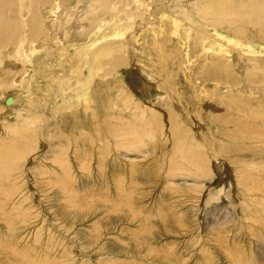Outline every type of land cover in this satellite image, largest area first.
Returning a JSON list of instances; mask_svg holds the SVG:
<instances>
[{"label": "rangeland", "instance_id": "obj_1", "mask_svg": "<svg viewBox=\"0 0 264 264\" xmlns=\"http://www.w3.org/2000/svg\"><path fill=\"white\" fill-rule=\"evenodd\" d=\"M162 3L165 2L157 0L154 4V6L158 5V11L160 12L164 10ZM181 7H183V5ZM177 9L176 3L173 2L170 4L168 12L171 17L180 21L181 18ZM78 10L79 9L74 11L77 17L79 16L76 14ZM151 12L153 13V11ZM76 26L77 23L73 24V28H76ZM185 26L188 27L186 22H182L178 28L184 29L186 28ZM138 28L136 33V46L134 50H130L138 60H143L149 58L148 55H153L152 58L155 57L154 61H156L158 52L154 47V38L152 34L149 33L151 29L149 31H143V28L146 30L151 28V26L144 25ZM163 28L166 32H164L162 42L166 44L168 50L170 48V51L173 52L172 55H175L170 61L171 65L175 67V72L173 77L169 78L174 81L176 80L175 85L180 89L179 92L183 98L180 105L183 110L187 111V116L185 115L184 117L185 126L191 130L188 132L187 136H185V138L189 137V144L186 145H189L191 149H196L193 142L198 141L205 146V148L202 149H204V153L207 152L209 164L211 163L210 168L215 167V153L220 156L223 154L224 156L222 155L221 157L224 159L234 158V163L236 164L232 163V160H227L225 165L220 166H224L225 170L213 171L211 168L213 172L210 170L205 176L197 177L192 174V170L195 171L196 168L191 165L188 166L190 170H180L176 168V160L181 161L182 157L175 153L176 145L173 142V136L169 132V129H167L169 127L167 117H163V135L160 134L155 139L144 138L145 145L142 144L141 147L137 146L138 148L115 147L110 143L111 147H107L108 154L104 158L106 169L102 171L98 170V151L100 147H103L102 143L105 142L103 140L104 126L101 128V123L104 124L103 120L107 113L111 115L114 114L115 116L119 115L116 107L113 109L115 112H112V110H107L105 106H107L109 101H113V104H120V102L116 100V96L119 94L120 89H126L125 84L132 88L135 100H140L142 95L147 97L149 94H142L138 91L141 86L140 75L134 70V66L128 68V70L121 69L117 74L102 75L103 71L98 70L92 74V81L83 82L81 91H78V94L75 95L72 89L60 88L61 86H58L60 83L57 81L63 84V81L59 79L61 76L59 72H62L60 67L63 64V60L62 57H54L53 54L50 53L51 49L48 48L50 46L54 48L55 45L50 44L48 47L44 46L40 49L38 48V50L31 53V57L29 56L28 58L30 63H28V66L27 64L25 65L27 72L22 77H16L17 86L5 88L4 92L5 98L14 97L17 102L14 101V103L9 106L12 112H10L9 121L11 123H17L18 120L25 121L30 119L32 113L33 115L37 114L41 119V124L39 127L38 125L31 124L29 128L32 130H41L43 136L40 137L39 135V144H37V148L31 150V152L26 155V159L25 156L23 157L20 170L16 175L17 184L19 183L21 185L20 189H22L23 194L29 196L30 199L28 200H30V203L34 206L30 213L32 216H30V218L23 217L19 210L13 213H4V208H0V241H2L0 243V247L2 248H0V264H38V259L35 258H39L40 250H46L43 248V243L48 240L49 232L55 233V236L53 235L54 238L56 237V239L62 243L67 253L70 252V256H67V262L59 261L60 264H80L78 261L82 262L83 260L88 261L89 264H101L105 258H108L112 254L118 256L119 259H128V261L135 260L137 264H264V215L262 214L263 206L259 203L264 198V187L261 185V188L257 190H250L248 188L252 183H245L241 178V166L235 159L240 153L232 152L228 155L220 152L219 145L225 144V140H219L221 136L216 127L213 124L211 125L212 122L208 120L210 119L209 114L207 115L198 111L199 107H205L206 101L202 100L205 98L207 100L209 93H211L210 91L213 92L214 97H220V94H223V90L221 92V89L225 87L220 86L217 80H211L208 85L206 84V88H208L209 91L205 93L201 92L203 96H206L203 97L199 95L198 87L193 83H198L196 80L198 75L196 76V74L199 72L201 60L198 58V60H196L195 57L192 58V60H196V65L192 66V68H190L191 65L186 67L187 64L185 65V63L181 62L184 54H186L187 51L190 52L191 47H193L191 46L194 40L193 36H185V39L184 35H182L183 39L179 35L170 37L169 28H167V26H163ZM210 31L211 33L216 32L218 35L224 36L225 39H234L233 34L225 30L215 31L213 28H210ZM219 32H222V34ZM243 42L244 46L241 49L244 54L247 56L257 55L256 57H264V49L260 48V45L252 41V39H245ZM182 43L185 44L183 45ZM73 49L74 47L68 49V53L72 56H74L75 52ZM142 52L145 53L144 57L142 56ZM48 53L51 55H48ZM155 54L156 56H154ZM235 54L231 52L227 55V59L229 61L234 60ZM96 64L98 65V63ZM142 64L143 63L139 65ZM44 65L48 67L46 68ZM146 65L147 71L150 72L156 80L165 83V75L162 76V74H159L161 73L160 70L156 69L158 66H152L148 62H146ZM63 66H65V64L62 65V67ZM245 66L242 64L241 68L245 69ZM90 67L91 65L85 69L84 77L91 74V72H89ZM186 71L189 73H186ZM57 73L59 75H57ZM240 74L246 75V72L242 70ZM64 75L74 76L75 74L64 72ZM243 76L240 77L241 80H243ZM23 77L26 78L27 84L20 86L24 82L22 80ZM187 77H189V79ZM55 79H57V81ZM75 80L74 82L71 80L69 85L73 82L72 86H75ZM245 80L246 79L242 81V85H244ZM242 85L238 90L240 88L241 90H245V93H242L245 99L248 97V94L254 97V99H257L259 96L258 94L251 95L248 90H246L248 88L247 84H245L247 87H242ZM84 92H89L90 101L86 103L89 107L87 111L83 109L85 104L83 101H79L78 104L72 103L71 109L66 108L68 103L74 101L73 99H76L77 95H81ZM196 94H198L197 97ZM5 101V99H1L0 105H7L8 102L6 103ZM159 102L161 103L158 104V107L161 109L165 108V106H170V100ZM93 110L96 111L95 117L91 115ZM17 112H20V114ZM70 113H72V115ZM58 119L60 120L58 121ZM71 120L73 123L70 122ZM200 120H202L207 130L210 129L209 132L204 134L197 127V125L199 126L201 124ZM111 121L114 123L115 118H112ZM59 122L62 124L64 123V126ZM97 126L103 131L99 134L100 136L98 135L99 137L96 135L97 139L95 138V142L89 143V139L94 138ZM81 129L86 131H82ZM125 129L127 128L125 127ZM66 135H75L71 140V146L68 150L70 164L72 166V171H74V175L79 179L80 194L84 195L86 193L89 196L80 199V204L85 214V216L80 219L79 215L75 216L80 209L75 207L70 209L68 207V210V208H66L67 203L65 204V202L61 200L62 196L60 195V190L57 187L50 186L46 174L41 173L44 168L48 171L47 166L50 167L51 165L52 168L58 170L57 167L51 163V160H49L53 154L51 150L56 146L55 144H60V141H62V144H66ZM76 135H79V137ZM193 136L197 139L193 140ZM83 137L89 138H84L87 139L85 144H82ZM0 139H4V134L1 130ZM211 143L213 146L216 144L214 148L209 145ZM230 143L234 144V142ZM248 145L255 147L256 143L250 142ZM75 147L83 148L90 153L89 155L92 154L93 158L89 165L90 168H88L90 172H88V169L81 171L79 168L78 161L74 155ZM154 147L155 149H153ZM214 149L218 150L219 153ZM244 152L242 156L248 160H252L256 156V154H253L252 150H246ZM210 157H212V159ZM172 164L175 167H173ZM237 170L239 172H237ZM222 173L225 174V176H223ZM259 175L264 177L262 174ZM122 178L125 179L124 187L126 192H130L131 194V209L138 211V214L134 217L130 212V208L121 200H117V180ZM256 192H258V194ZM18 198L19 196L14 199V202ZM8 204L5 205V207L8 208ZM27 204V206H29V202H27ZM251 212L254 213V215H252ZM254 216H256L255 219ZM250 220H255V223L257 221L259 222L254 224L253 222L251 223ZM12 221L14 223H12ZM147 221H149V223ZM7 223H11L12 228L8 227ZM147 226L149 232H146L145 228ZM9 228L12 233L14 232L13 236L14 234L16 235L14 236L15 239H11L12 247L9 246L8 240L3 242V237L7 238V234L10 232ZM35 234L41 235L40 240L42 242H34ZM91 234L96 235L97 240L95 242H91ZM142 237H144L145 240L142 239ZM33 242L35 244H32ZM241 244L244 245V247ZM260 245L263 248H261ZM15 246L18 247L17 250H15ZM31 246L33 247L31 248ZM47 246L50 248L51 243H48ZM52 246L54 245L52 244ZM85 248L87 249L85 250ZM21 250L23 253L24 250L28 251V255H32L33 257L30 260L28 256L27 258H23L24 255L20 253ZM113 251L116 252L114 253ZM240 252H243V254ZM249 253L250 255H248ZM56 254L57 253H55V255ZM71 258L74 260L73 262ZM43 262L44 261H42V263ZM48 263L52 262L49 260Z\"/></svg>", "mask_w": 264, "mask_h": 264}, {"label": "bare ground", "instance_id": "obj_2", "mask_svg": "<svg viewBox=\"0 0 264 264\" xmlns=\"http://www.w3.org/2000/svg\"><path fill=\"white\" fill-rule=\"evenodd\" d=\"M156 1L157 0H0V100L5 99V102H8L7 105H0V130L4 134V139H0V208H4L5 212L3 210L1 211L4 213H13L19 210L23 217L30 218V216H32L30 213L34 206L30 203V200H28L30 199L29 196L23 194L22 189H20L21 185L19 183L17 184L16 175L20 170L23 157L25 156L26 159V155L31 152V150L37 148V144H39V135L40 137L43 136L41 130H32L29 128L31 124L38 125L39 127L41 119L39 115H33L32 113L30 119L25 121L18 120L17 123H11L9 121L11 112L9 106H11L16 99L14 97L8 99L5 98L4 92L5 88L7 89L12 86H17L16 77H22L27 72L25 65L27 64L28 66V63H30V61H28L30 54L37 51L38 48L40 49L44 46L48 47L50 44L55 45L54 48L51 46L48 47L51 49L50 53L53 54L54 57H62V65L65 64L63 67L61 65L60 70L62 72H59V74H61L59 79L63 81V84L55 79L60 83V85H58L59 87L61 86L60 88L72 89L76 95L78 94V91H81V85L83 82L92 81V74L96 71H103L102 75L117 74L121 69L128 70V68L134 66V70L140 75L141 81V86L138 91L142 94H149L147 97L142 95L140 100H135L132 88L125 84L126 89H120L119 94L116 96V100L119 101L120 104H113V101H109L107 103L108 107L105 106L107 110H112V112H115L113 109L116 107L119 115H116V117L113 113V115L107 113L103 120L104 124L101 123V128L102 126L105 127H103L104 131L97 126L94 138L89 139L83 137L82 144H85L87 139H89V143H93L95 142V138L103 131V140L105 142H101L103 147H100V150L98 151V170L102 171L103 169H106L104 158L108 154L107 147H111L110 143L115 147L122 148L141 147L142 144L145 145L144 138L155 139L158 135H163V117H167L169 124L167 129H169V132L173 136V142L176 145L175 153L182 157L181 161L176 160V168H179L180 170H190L188 166L191 165L196 168L195 171L192 170V174L195 177L205 176L210 172L212 168H210L211 163L209 164L208 155L206 154L207 152L204 153V149H202L205 148V146L198 141L193 142L196 149H191L189 148V145H186L189 144V137L185 138V136H187L188 132L191 130L185 126L184 117L185 115L187 116V111L183 110L180 105L183 99L179 92L180 89L175 85L176 80L174 81L169 78L173 77L175 72V67L170 63L175 55H172L173 52L170 51V48L168 50L166 44L162 42L164 32H166L164 31L163 26L169 28L168 31L170 37L177 35L182 37V35H184L185 39V36H193L194 40L192 39L193 42L191 45L193 47H191L190 52L187 51V53L184 54L181 62L185 63V65L187 64L186 67L191 65L190 68H192V66L196 65V60H201L199 72L196 74V76L198 75V78H196L198 83H193L194 85H197L199 95L203 96L201 92L205 93L209 91V89L206 88V84L208 85L211 80H217L220 86L225 87L224 89H221V92L223 90V94H220V97H214L213 92L210 91L211 93H209V97L207 96V100L206 98L202 100L206 101L205 107H199L198 111L207 115L209 114L210 119L208 120L212 122L211 125L213 124L216 127L221 136L219 140H225V144L219 145L220 152L228 155L232 152L240 153L235 159L241 166V178L245 183H252L248 188L250 190H257L261 188V185L264 187V177L259 175L262 174L264 176V57H256L257 55L247 56L241 49L244 46L243 40L245 39H252V41L260 45V48L264 49V0H162L165 2L162 3L164 7L162 12L158 11V5L154 6ZM173 2L176 3V7L178 8L177 11L180 14V21L169 15L168 9ZM182 5L183 7H181ZM77 9H79L78 12L76 11V14L79 15L78 17L74 14V11ZM151 11H153V13ZM182 22H186L188 27L185 26L186 28L179 29L178 26L182 24ZM75 23H77V26L76 28H73V24ZM144 25L151 26V28L146 30L143 28V31H149L151 29L149 33H151L154 38V47L158 52L156 61H154L155 57L152 58L153 55H148L149 58L138 60L131 51L132 49L134 50L137 43V28L139 26L143 27ZM210 28H213L215 31L225 30L232 33L234 39H225L224 36L218 35L216 32L211 33ZM219 33L222 34V32ZM70 47H74V56L68 53ZM143 52L142 56L144 57L145 53ZM231 52L236 54L234 60L230 59L231 61H229L227 55ZM50 53H48V55H51ZM154 56H156V54ZM194 57L196 60H192ZM146 62L152 66H158L156 69L160 70L161 73L159 74H162V76L165 75V83L159 82L150 72L147 71ZM96 63H98V65ZM141 63L143 64L139 65ZM242 64L244 66L246 65L245 69L241 68ZM90 65L89 72H91V74L84 77V71ZM44 67L47 68L48 66L44 65ZM242 70L246 72V75H244V72V76L240 74ZM64 72H70V74L75 75L66 76L64 75ZM187 72L188 71H186V73ZM59 74L57 73V75ZM241 76L244 77H242L243 80L246 79L244 85H242L243 80H241ZM187 78L189 79V77ZM22 80L24 82L20 86L27 84L26 78L23 77ZM71 80H73V82L75 80V86H72L73 82L69 85ZM245 84L248 86L246 90H248L251 95H259L257 99L255 98L256 100L249 94L245 99L242 95V93H245V90H241V88L238 90L241 85L242 87L246 86ZM198 94H196V97ZM73 100L74 101L68 103L66 107L67 109H71L72 103L78 104L79 101L85 103L83 108L84 111H87L89 108L86 105V103L90 101L89 92L77 95L76 99ZM167 100H170V106H165L163 109L158 107V104L161 103L159 101ZM95 112L96 111L93 110L91 114L94 117ZM18 114H20V112ZM70 114L72 115V113ZM112 118H115L114 123L111 121ZM59 120L60 119H58V121ZM70 122H72V120ZM200 122L201 124L199 126L197 125L200 131L204 134L209 132L210 129L207 130L203 125L202 120H200ZM62 125L64 126V123ZM125 127L127 129H125ZM41 129L43 130L42 127ZM81 130L86 131L83 129ZM81 130L78 131L82 132ZM69 136H65V138H67L66 144H62V141H58L60 144L54 143L56 146L54 145L55 147L51 150L53 154L51 153L52 156L49 160H51V163L55 165L58 170L52 168L51 165L50 167L47 166L48 171L44 168L41 173L46 174L50 186L52 185L60 190V195L62 196L61 200H63L65 204L67 203L66 208L69 207L71 209L75 207L80 209L78 214H75V216L79 215L80 219L85 216L82 205L80 204V199L89 196L86 193L84 195L80 194V185L78 184L79 179L76 178L74 171H72L68 150L71 146V140L75 135ZM77 137H79V135ZM192 139L195 140L197 138L193 136ZM230 142H234V144H231ZM250 142L256 143V146H249L248 143ZM209 145L214 148L216 144L214 146L212 143ZM153 149H155V147ZM214 150L218 152V150ZM246 150H252L253 154H256V156L252 160L244 158L242 153ZM89 154L90 153L83 148L75 147L74 155L81 171L90 168L89 165L93 156L92 154ZM214 155L216 164L215 167L212 168L213 171H222L224 166H220L225 165L227 160H232V163H234V158L224 159L221 157L223 154L220 156L215 153ZM210 158L212 159V157ZM172 166L175 167L173 164ZM88 172H90L89 169ZM237 172L239 171L237 170ZM223 176H225V174H223ZM117 181V200L124 202V204L130 208V212L134 217L138 214V211L131 209V194L125 190V179L122 178ZM256 193L258 194V192ZM15 196H19V198L14 202V199L16 198ZM27 202H29V206H27ZM259 203L263 206L262 214L264 215V198ZM7 204L8 208L5 207ZM252 215H254V213H252ZM255 217L256 216H254V219ZM147 222L149 223V221ZM252 222L256 224L259 221L255 223V220H253L251 223ZM12 223L14 222L12 221ZM8 227L12 228V224L9 223ZM145 229L146 232H149L148 226ZM9 231L10 232L7 231V238L3 237V242L8 240L9 246L12 247L11 239H15L14 236L16 235L14 234L13 236L14 232L12 233L10 228ZM48 234V240L43 243V248L46 250L39 251V258H35L38 259V262H36L38 264H60L59 261L67 262V256L70 252L67 253V250L62 243L57 240L56 237L54 238L55 233L53 234L49 232ZM90 236L92 237L91 242L97 240L95 234H91ZM148 236L147 238L149 239L150 236ZM40 238V234H35L34 242H42ZM142 239H144V237H142ZM1 242L2 241H0V243ZM34 242L32 244H35ZM48 243H51L50 248L47 246ZM52 244L54 246H52ZM242 246L244 247V245ZM32 247L33 246H31V248ZM263 247L261 246V248ZM17 249L18 247L15 246V250ZM86 249L87 248H85V250ZM20 253L24 255L23 258H27L28 256L29 260L33 257L32 255H28L29 252L26 250H24V253L21 250ZM55 253L57 254L55 255ZM240 253L243 254V252ZM250 253L248 255H250ZM49 260L52 263H48ZM42 261L44 262L42 263ZM73 261L74 260H72V262ZM78 262L80 264H89L86 260ZM101 264L137 263L135 260L128 261V259H119L118 256L112 254L108 258H105Z\"/></svg>", "mask_w": 264, "mask_h": 264}]
</instances>
